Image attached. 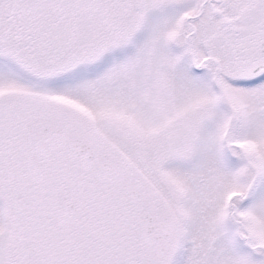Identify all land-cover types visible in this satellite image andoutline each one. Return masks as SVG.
Wrapping results in <instances>:
<instances>
[{"label":"snow or ice","instance_id":"1","mask_svg":"<svg viewBox=\"0 0 264 264\" xmlns=\"http://www.w3.org/2000/svg\"><path fill=\"white\" fill-rule=\"evenodd\" d=\"M0 264H264V0H0Z\"/></svg>","mask_w":264,"mask_h":264}]
</instances>
